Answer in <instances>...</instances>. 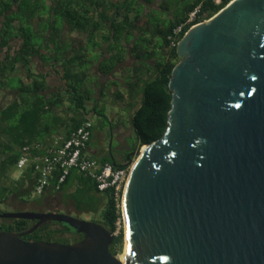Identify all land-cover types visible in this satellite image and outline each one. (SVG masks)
I'll list each match as a JSON object with an SVG mask.
<instances>
[{"label": "water", "instance_id": "water-1", "mask_svg": "<svg viewBox=\"0 0 264 264\" xmlns=\"http://www.w3.org/2000/svg\"><path fill=\"white\" fill-rule=\"evenodd\" d=\"M176 53L167 127L124 162V264H264V0H231L189 27ZM0 217L33 221L0 230V264H122L98 222L34 210ZM50 221L81 238L23 239Z\"/></svg>", "mask_w": 264, "mask_h": 264}, {"label": "trees", "instance_id": "trees-1", "mask_svg": "<svg viewBox=\"0 0 264 264\" xmlns=\"http://www.w3.org/2000/svg\"><path fill=\"white\" fill-rule=\"evenodd\" d=\"M198 5V21L220 8L211 0H161L156 5L155 0H0V203L14 211L43 209L44 195L31 196L37 176L32 167L12 184L5 181L15 171L23 145L67 133L90 111L96 112L85 107L95 88L98 95H103L111 83V90H116L114 95L119 98L124 94L118 86L126 87L131 96L140 88L139 102L130 117L135 141L129 147L135 151L141 144L159 139L167 127L170 108L168 80L179 60L176 44L188 26L175 36L174 45L168 37ZM162 8L168 9L165 15L152 22V13ZM128 56L134 59L128 66L132 70L130 81L124 82L122 74L99 83L101 76L117 73V65ZM90 75H96V85L87 80ZM50 77L56 83L50 82ZM96 159L112 163L107 157ZM73 182L76 187L67 200L78 209L96 210L101 205L99 223L112 233L120 214L110 193L98 191L92 180L76 171L54 193H63L64 187ZM32 223L29 219L0 217V230L23 231ZM66 232V225L50 221L23 239L57 241ZM122 242L121 228L110 251L116 254V246Z\"/></svg>", "mask_w": 264, "mask_h": 264}, {"label": "built area", "instance_id": "built-area-1", "mask_svg": "<svg viewBox=\"0 0 264 264\" xmlns=\"http://www.w3.org/2000/svg\"><path fill=\"white\" fill-rule=\"evenodd\" d=\"M213 4L222 9L231 0H211ZM199 5L194 7L183 23L177 25L170 39V45L175 44L177 36L184 26L191 27L201 21L197 20ZM92 121L86 117L79 125L67 133L61 132L51 135L46 141H35L25 144L20 148L19 157L15 163V171L19 174L32 167L37 174L31 196L40 197L48 191H57L72 171L83 177L89 178L100 191H108L115 202V207L120 216L115 220L117 235L122 228V197L130 165L116 166L111 162H100L88 153V143L91 137ZM55 181L52 182V179Z\"/></svg>", "mask_w": 264, "mask_h": 264}, {"label": "rangeland", "instance_id": "rangeland-1", "mask_svg": "<svg viewBox=\"0 0 264 264\" xmlns=\"http://www.w3.org/2000/svg\"><path fill=\"white\" fill-rule=\"evenodd\" d=\"M161 0H155V5L159 4ZM172 1V0H168ZM167 2V1H166ZM179 2V0H177ZM168 10V9H167ZM165 8H162L160 10L154 11L150 17V20L152 22H155L158 17H162L167 12ZM147 11V8L145 7L144 12ZM134 62V59L128 56L122 63L118 64L116 67V72L112 76H101L99 83H102L103 81H107L108 78H120V76L123 74V80L124 82H128L131 80L132 70L128 67L131 66ZM127 67V68H125ZM125 68V71H124ZM88 81L92 82L93 84L96 81V75H90L87 79ZM50 82L56 83V79L54 77H50ZM113 88L111 83H108L106 86L107 90H104L103 95H98V88H95V95L93 94V90L91 93V96L88 100L85 102V107L87 110H91L93 108L96 109V112L90 111L86 117L89 118L93 123V137L89 142L90 149L98 148V147H104L111 149L115 154L122 155L125 154V150H119L118 149V140L119 135L124 136L125 139H127L129 144L133 143L135 141V134L130 122L131 114L134 110V108L137 106L139 102V97L141 95L140 88L135 89L132 93L133 96L128 95L130 91H127V88L124 86H118V89L123 92L124 97L119 98L116 94L117 91H110ZM113 94H112V93ZM132 92V91H131ZM71 105L73 103H70ZM100 114H99V112ZM110 128L112 131H110ZM109 131V132H108ZM95 158H102L99 155H93ZM120 159V158H119ZM132 160L135 159V156L132 155ZM122 160V159H120ZM123 162V160L121 161ZM19 173L17 171H12L9 174V178L5 181V184H12L17 178ZM42 200V208L46 210L41 211H52L57 213H66L69 214L75 218L85 219V220H91L95 222H100L101 219V213H102V206H98L96 210H87V209H78L73 206V203L70 201V199L67 200V198L61 197L60 193H53L52 195H44L41 197ZM40 200V201H41ZM67 200V201H66ZM39 199H33L32 202L39 203ZM41 203V202H40ZM0 210L1 211H14V209L11 206H8L6 204L0 203ZM75 238V235H73L72 232L69 231V235L66 236H60L56 240L57 242L61 243H72ZM124 250V233H123V242L121 245L116 246V254L119 255Z\"/></svg>", "mask_w": 264, "mask_h": 264}, {"label": "flooded vegetation", "instance_id": "flooded-vegetation-1", "mask_svg": "<svg viewBox=\"0 0 264 264\" xmlns=\"http://www.w3.org/2000/svg\"><path fill=\"white\" fill-rule=\"evenodd\" d=\"M92 127H93V123H92ZM110 131H112L111 128H110ZM112 133H113V131H112ZM91 135L93 137V128L91 129ZM92 137H90V140L92 139ZM118 138H119V140H118V146L117 147H118L119 150H125L126 151L125 154L117 155L113 151H111V149H108L107 147L106 148L98 147V148L90 149L91 153L93 155H95V156L99 155L101 157H107L109 159L114 160L116 163H119L122 160L126 161L127 159L132 158V152H134V150H131L129 145H127V141L128 140L125 139L124 136H121V135H119ZM119 158L122 159V160H120ZM59 225H60V228H61V224H59ZM65 234L67 236V235H69V232H66ZM75 237L77 238L76 240H78V239L81 238V234L77 233V235H75Z\"/></svg>", "mask_w": 264, "mask_h": 264}, {"label": "crops", "instance_id": "crops-1", "mask_svg": "<svg viewBox=\"0 0 264 264\" xmlns=\"http://www.w3.org/2000/svg\"><path fill=\"white\" fill-rule=\"evenodd\" d=\"M129 141H127V145H129V143H128ZM88 153H89V155H91L92 156V153H91V150H90V147H89V145H88ZM125 161H123V163H124ZM75 187H76V183H70V184H68V185H66V187H64V190H63V195H62V197L63 198H67L66 196L67 195H70V193L75 189ZM54 192L53 191H48L46 194H45V196L46 195H52ZM61 193H60V195H61ZM65 195V196H64Z\"/></svg>", "mask_w": 264, "mask_h": 264}, {"label": "bare ground", "instance_id": "bare-ground-1", "mask_svg": "<svg viewBox=\"0 0 264 264\" xmlns=\"http://www.w3.org/2000/svg\"><path fill=\"white\" fill-rule=\"evenodd\" d=\"M101 91V90H100ZM144 147V146H143ZM80 175V174H79ZM82 176V175H81ZM124 229V228H123ZM125 251H126V245L124 244V250H123V252L122 253H120L119 255H118V257H119V260H120V262L122 263V264H124L125 263V260L123 259V256H124V254H125Z\"/></svg>", "mask_w": 264, "mask_h": 264}]
</instances>
